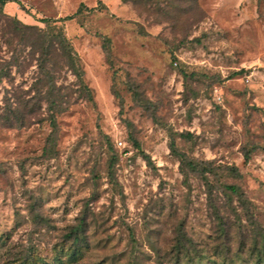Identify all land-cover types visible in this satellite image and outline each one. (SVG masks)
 <instances>
[{"label":"rangeland","instance_id":"rangeland-1","mask_svg":"<svg viewBox=\"0 0 264 264\" xmlns=\"http://www.w3.org/2000/svg\"><path fill=\"white\" fill-rule=\"evenodd\" d=\"M12 1L0 9V264H259L264 0ZM44 20L60 21L93 102L59 50L50 78L40 70ZM172 140L204 177L182 173Z\"/></svg>","mask_w":264,"mask_h":264},{"label":"trees","instance_id":"trees-1","mask_svg":"<svg viewBox=\"0 0 264 264\" xmlns=\"http://www.w3.org/2000/svg\"><path fill=\"white\" fill-rule=\"evenodd\" d=\"M13 2L12 0H0V9H4V7ZM81 13V10H79L76 14L72 16H68L63 21H68L74 19L77 15ZM46 24L45 29H37L38 32V43H35V45L40 44V49L42 51L43 58L39 59V67L40 70L43 73H47L46 75L49 76V73L46 70V64L50 63V60H48V56L52 53V51L59 50L62 53V56L66 60V63L69 67V69L73 72V74L76 76L79 82V86L81 89V92L84 93L85 98L89 100L90 102H93V91L89 88V86L86 84L84 77L85 72L83 69V66L81 64V61L77 54L75 53L70 41L66 38L64 29L62 27H59L57 25L60 21L55 20H44L43 21ZM27 30H35L33 27H27ZM102 47L104 52L106 53V57L109 61L112 60V47H111V41L109 38L104 37ZM56 88V85H54L53 89ZM53 94V90L50 92V97ZM50 104V110L53 112H62L61 106H58L57 101L48 99ZM52 124L56 125V119L55 114L52 116ZM136 144V142H135ZM171 152L173 155H176L179 157L181 161V171L182 173L187 176L188 172H198L204 177L203 171L200 170L199 164L193 161H189L186 156L178 151V148L176 146V143L174 140L171 141L170 144ZM187 169V170H186ZM234 171V174H238V170L236 168L231 169ZM226 189L229 190L233 195L242 198L244 197V192L242 189L236 185H229L226 186ZM77 238V237H76ZM251 253H255L257 255V261L259 264H264V243H260L255 241L252 249H250Z\"/></svg>","mask_w":264,"mask_h":264},{"label":"built area","instance_id":"built-area-1","mask_svg":"<svg viewBox=\"0 0 264 264\" xmlns=\"http://www.w3.org/2000/svg\"><path fill=\"white\" fill-rule=\"evenodd\" d=\"M120 145H122V143H120Z\"/></svg>","mask_w":264,"mask_h":264}]
</instances>
